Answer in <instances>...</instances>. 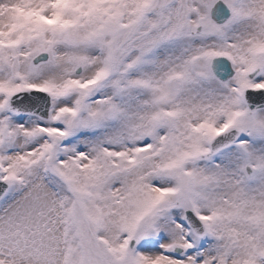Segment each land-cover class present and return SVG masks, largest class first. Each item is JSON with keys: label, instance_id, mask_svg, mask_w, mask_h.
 I'll list each match as a JSON object with an SVG mask.
<instances>
[{"label": "snow or ice", "instance_id": "1", "mask_svg": "<svg viewBox=\"0 0 264 264\" xmlns=\"http://www.w3.org/2000/svg\"><path fill=\"white\" fill-rule=\"evenodd\" d=\"M0 264H264V0H0Z\"/></svg>", "mask_w": 264, "mask_h": 264}]
</instances>
